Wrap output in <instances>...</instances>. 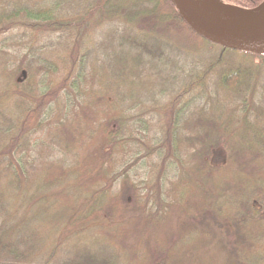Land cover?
<instances>
[{"label": "trees", "instance_id": "16d2710c", "mask_svg": "<svg viewBox=\"0 0 264 264\" xmlns=\"http://www.w3.org/2000/svg\"><path fill=\"white\" fill-rule=\"evenodd\" d=\"M177 2L0 0V264H264V90L255 107L248 86L264 48L203 36ZM103 26L112 46L95 70L102 39L79 47ZM195 115L203 123L189 131ZM231 168L258 194L239 185L222 200ZM181 176L189 190L177 193ZM102 234L112 244L94 247Z\"/></svg>", "mask_w": 264, "mask_h": 264}, {"label": "rangeland", "instance_id": "374dc122", "mask_svg": "<svg viewBox=\"0 0 264 264\" xmlns=\"http://www.w3.org/2000/svg\"><path fill=\"white\" fill-rule=\"evenodd\" d=\"M17 1V0H15ZM65 2L69 5H72V4H78V5H81V3L85 2V0H65ZM177 6L179 7L180 11L183 13L184 17L186 18V20L194 27H197L200 25V22L199 21H202L203 19L200 18V16L194 11V10H191L190 8H188L187 6L177 2L176 3ZM77 10H70L69 12H66V13H63L64 15H72L74 13H76ZM198 16H197V15ZM206 25H211L210 27L213 28L214 30H216V27L214 26V24L210 21V20H207L205 22ZM105 27L103 26L102 28H98L97 30L93 31V30H90L88 31L89 32V35L88 37H86L85 39L83 38L82 40V44L81 46L79 47V49L81 50H91L92 49V45L100 40V44L99 45H95L94 48H93V54L92 56L95 57L96 59L93 60L92 62V68L93 69H97L98 67V62H99V65H101V61L103 58V54L109 49V47L112 46V43H105V40H106V31H104ZM47 56H55L56 57V53H57V50L55 52H51V50H48V51H45L44 52ZM201 54V52H200ZM246 58H241V57H232L230 59H227L228 61L231 62V65H236L239 62L243 63L245 61ZM144 60V59H143ZM140 63V62H139ZM1 70V69H0ZM146 77L148 78H140L137 80L140 81L139 84H138V87H137V91L139 92V94L141 95L142 98H149L152 94H153V85H154V82H152V75L148 74L146 75ZM50 78V76H49ZM51 79L54 81L56 80L55 76L51 77ZM254 79L256 80V82H253L251 80V82H249L248 86L251 84V86H253L255 89L254 91V94L255 96L252 98V103L255 104V107H258L257 105V102H256V94L259 93L260 91V94L263 92L264 90V69L261 70L257 76L254 77ZM7 76L2 73L0 71V94L2 93H6L8 91V85H7ZM196 90V89H195ZM225 90V89H224ZM226 91H230V90H226ZM191 93L194 94V91H192ZM232 95L233 94H230L229 95V100L232 99ZM190 96V95H188ZM6 107L3 108L5 110H9L10 112H12V105L10 104V101L5 103ZM9 111H6V113H9ZM53 111V115L55 117V115L59 114V110H55L52 109ZM221 111L223 112L224 111V104L221 105ZM211 114H213V112L211 111L210 112ZM215 113V112H214ZM216 115L219 117V119L225 121L227 120L228 118H231L232 119V122H234L235 120H240L241 119V116H234V115H231L230 113L226 112L225 114L224 113H217L216 112ZM237 118V119H236ZM56 119V117H55ZM262 120H264V117L262 118ZM182 123H185V120L181 119ZM203 123V119L202 117L199 115V116H194V118L190 119L188 122L185 123V127L187 130L189 131H195L196 132V127H197V124H202ZM260 127L264 128V123L260 124L259 125ZM51 131V129H49ZM52 132L54 133L53 129H52ZM52 133L50 132L49 133H46V140L51 143V141L49 140V138H51V135ZM219 147H216L214 148V150H218ZM49 155V154H48ZM48 155L46 156V159L47 161H51V157H48ZM218 157V153L216 155V158ZM50 158V160L48 159ZM222 156L219 155V159H221ZM222 160V159H221ZM220 160V161H221ZM249 164H254V163H249ZM255 165V164H254ZM231 171H228L227 174H224V177L222 178V183L221 184H226L224 186V189L222 191V188H221V197H222V200H224L223 198H227V197H232L234 194H235V191L237 190V187L239 185H241V190L248 196H251V195H256L258 194L259 189L257 188H252V181H250L249 179H246L245 181H241V179H239V174L238 172L234 169V168H231L230 169ZM226 175V176H225ZM184 181H188L187 178L181 176V179L179 181V184L176 186V191L177 193H181L182 191H188L189 190V187L188 189L184 187L183 183ZM195 190H196V197L199 198L202 202L205 201V193H204V190L203 188L201 187H195ZM263 192L264 194V189L261 191ZM176 195H180V194H176ZM240 198H244L243 195L240 196ZM134 226V225H132ZM131 226V227H132ZM140 232L138 230H135V234L138 235ZM108 235H105V234H102V236L100 235H93V238L92 239H95L94 240V247H99V246H103L105 247V244L107 243L108 245H111L112 242L108 239ZM116 242L122 244V247H123V236L122 235H118L117 237L113 238ZM74 243L76 244H82V243H85L86 242V239L84 237H76L74 240ZM181 242V241H180ZM128 247V246H127ZM123 252V250H122Z\"/></svg>", "mask_w": 264, "mask_h": 264}, {"label": "water", "instance_id": "95a60500", "mask_svg": "<svg viewBox=\"0 0 264 264\" xmlns=\"http://www.w3.org/2000/svg\"><path fill=\"white\" fill-rule=\"evenodd\" d=\"M178 1L190 7L203 18L210 20L219 31V33H215L199 26L203 36L222 38L223 40L227 37L233 43L249 49L264 48V2L252 9L241 10L237 13L232 12V8L235 7L227 6L226 9L211 0Z\"/></svg>", "mask_w": 264, "mask_h": 264}, {"label": "bare ground", "instance_id": "6f19581e", "mask_svg": "<svg viewBox=\"0 0 264 264\" xmlns=\"http://www.w3.org/2000/svg\"><path fill=\"white\" fill-rule=\"evenodd\" d=\"M212 2H214V3H216L217 5H219V6H222L223 8H228L227 6H224V5H222V4H220L217 0H211ZM232 12H237V13H239V12H241V10H239V9H235V8H232Z\"/></svg>", "mask_w": 264, "mask_h": 264}]
</instances>
